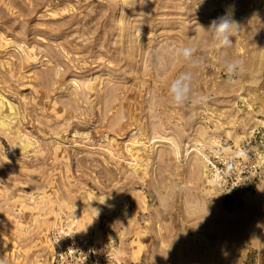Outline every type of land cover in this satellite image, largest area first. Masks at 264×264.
<instances>
[{"label":"rangeland","instance_id":"rangeland-1","mask_svg":"<svg viewBox=\"0 0 264 264\" xmlns=\"http://www.w3.org/2000/svg\"><path fill=\"white\" fill-rule=\"evenodd\" d=\"M233 5L238 35L216 49L198 25ZM219 158L240 189L219 188ZM3 256L264 264V0H0Z\"/></svg>","mask_w":264,"mask_h":264},{"label":"clouds","instance_id":"clouds-1","mask_svg":"<svg viewBox=\"0 0 264 264\" xmlns=\"http://www.w3.org/2000/svg\"><path fill=\"white\" fill-rule=\"evenodd\" d=\"M201 2H203V0H201ZM233 14L234 5L229 6V9H226L224 15L211 20L206 29L203 26L198 25L200 29H203L209 34L216 49L230 48L233 44V38L238 35L240 27L233 19ZM173 51L175 56L187 61L190 68H196L198 66V61L195 58L197 48L193 46H181ZM243 71L244 61L242 59H232L225 62V73L229 82H232L234 78ZM193 78V73L191 71H183L171 81L168 87V95L173 105L180 107L192 102ZM207 99V97L200 96L196 98L195 102L202 103L206 102ZM123 119L122 116L121 122H123ZM239 155L244 156L245 153L240 152ZM105 201L106 199L101 204L105 203ZM0 264H7L6 256L0 257Z\"/></svg>","mask_w":264,"mask_h":264},{"label":"built area","instance_id":"built-area-1","mask_svg":"<svg viewBox=\"0 0 264 264\" xmlns=\"http://www.w3.org/2000/svg\"><path fill=\"white\" fill-rule=\"evenodd\" d=\"M218 157V156H216ZM227 160H220L218 161V164H220L219 168H216L214 171V176L216 183L218 184L219 188L226 190V193L231 192V191H236L240 189L243 186L242 180L238 175H227V173L224 172V164L226 163ZM221 163L223 165H221ZM214 166V165H213ZM252 168H255L254 165H252ZM236 186V187H235ZM234 187V188H233Z\"/></svg>","mask_w":264,"mask_h":264},{"label":"bare ground","instance_id":"bare-ground-1","mask_svg":"<svg viewBox=\"0 0 264 264\" xmlns=\"http://www.w3.org/2000/svg\"><path fill=\"white\" fill-rule=\"evenodd\" d=\"M5 125V124H4Z\"/></svg>","mask_w":264,"mask_h":264}]
</instances>
